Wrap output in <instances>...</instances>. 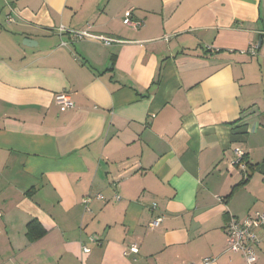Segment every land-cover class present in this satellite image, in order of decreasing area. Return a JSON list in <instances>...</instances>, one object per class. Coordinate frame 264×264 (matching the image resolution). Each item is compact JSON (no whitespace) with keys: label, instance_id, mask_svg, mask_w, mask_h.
Instances as JSON below:
<instances>
[{"label":"crops","instance_id":"obj_1","mask_svg":"<svg viewBox=\"0 0 264 264\" xmlns=\"http://www.w3.org/2000/svg\"><path fill=\"white\" fill-rule=\"evenodd\" d=\"M257 213L264 0H0V264H245Z\"/></svg>","mask_w":264,"mask_h":264},{"label":"built area","instance_id":"obj_2","mask_svg":"<svg viewBox=\"0 0 264 264\" xmlns=\"http://www.w3.org/2000/svg\"><path fill=\"white\" fill-rule=\"evenodd\" d=\"M123 24L136 30L142 26V22L132 21L127 13L123 19ZM90 26H87L86 30L74 32V38L77 39H93L99 40L97 37L89 33ZM104 44L113 43L111 40H104ZM251 55L255 53L251 52ZM55 104L59 107L61 112H66L69 109L74 107L73 102L71 101L67 93H60L54 97ZM236 161L232 165H237L240 168H244V153L243 151L236 149L234 151ZM98 199H102V196L98 195ZM90 203V198L85 197L82 200V205L87 210V205ZM155 206L153 205V208ZM162 221L161 217L154 218L149 227L151 229L157 228ZM264 231V213H257L255 216H249L246 219L240 221L237 218L231 217L229 222L225 227V233L228 240V250L232 253H239L242 256V259L245 264H255L258 260L257 249L260 244V239L257 237L256 230ZM82 252L88 254L90 249L87 247H82ZM138 253V246L136 244H131L125 251V255H135ZM214 259H204L200 264H212ZM195 264V263H188Z\"/></svg>","mask_w":264,"mask_h":264},{"label":"trees","instance_id":"obj_3","mask_svg":"<svg viewBox=\"0 0 264 264\" xmlns=\"http://www.w3.org/2000/svg\"><path fill=\"white\" fill-rule=\"evenodd\" d=\"M32 227H33V224H32V222H31V223H29V225H28V229L30 230V229H32Z\"/></svg>","mask_w":264,"mask_h":264}]
</instances>
